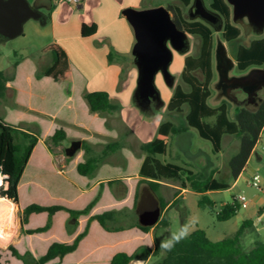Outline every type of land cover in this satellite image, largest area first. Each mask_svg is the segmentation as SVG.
I'll list each match as a JSON object with an SVG mask.
<instances>
[{
  "label": "crops",
  "instance_id": "obj_1",
  "mask_svg": "<svg viewBox=\"0 0 264 264\" xmlns=\"http://www.w3.org/2000/svg\"><path fill=\"white\" fill-rule=\"evenodd\" d=\"M5 1L8 0H0V2ZM42 1L25 0L38 17L27 19L22 24L21 34H23L24 26L30 21L38 23L39 27H45L44 31H36L35 23L28 26V29H33L39 38L48 39L47 44L39 46L42 52L40 59H45L43 49L46 47L55 45L60 48L67 59L71 82L53 81L46 77L37 78L35 75L37 61L31 63L20 59L4 70H0L7 78L6 89L0 102L3 101L2 98L8 90L13 94L12 103H4L0 108V118L19 130L37 137V144L25 166L18 192L28 185L30 188L27 191L28 199L35 197L38 199V194L44 191L45 195L41 193L45 197L43 206L57 205L73 211L85 209L94 200L95 203L87 214L79 215L76 220H71L70 224L73 228H70L71 225L68 226L67 212L54 213L48 230L40 234L45 236V249L40 256L54 242L72 243L75 237L84 231L90 217L112 213L111 218L106 220V226L111 230L103 229L95 220L90 221L87 233L75 251L62 259L56 258L46 264H110L115 254L131 255L140 247L149 248L150 254L146 256L140 254L128 264H153L156 260L152 257L155 247L153 239L155 227L161 224V220L165 221L166 226L159 237L163 235L166 242L170 225L167 214L179 198L183 199L192 190L186 183L181 182L177 185L171 181L174 179L165 178L154 181L158 185L152 186L148 182L151 180L139 174L147 156L140 147L154 139L161 124L171 123L174 127L176 126L170 121L152 117L154 111L153 113L148 111L151 115L150 119H141L128 107L129 97L136 87V82L144 76L145 63L150 60L143 41L136 37L130 18L134 13L142 11L159 9L167 12L169 0H83L78 7L46 0L45 17L40 13ZM167 15L170 20V13L167 12ZM83 26L86 29L94 27L95 32L82 36ZM190 37L194 36L166 32L161 42L164 50L163 59L151 69L152 80H157L162 87L161 91L167 96L166 109L175 88L170 91L166 87L163 83V75L180 77L184 60L190 56L183 39L188 40ZM145 38L149 39V33H146ZM2 41L4 38L0 36V42ZM109 54H111L112 62L108 60ZM175 60L182 65L177 72H172L171 68ZM41 63L45 69V61ZM163 67L164 74L160 72ZM10 69L12 73L8 75ZM94 92L108 94L113 103L122 106L120 114L114 116L91 113L83 95ZM147 93L148 96L156 95L152 89H147ZM167 112L171 118L177 116L185 120L188 111L184 113L181 108L180 112ZM130 118L134 120L129 122ZM178 127L185 130L171 134L166 142V152L155 155L154 159L162 165H177L197 176L201 177L203 173H206L209 177L215 167L211 166L207 155L203 152H195L192 144L188 142L187 134L192 128L183 124ZM57 129L64 132L65 141L71 138L80 141V149L73 158L65 160L52 155L45 149V138L52 136ZM171 137L175 138L176 143L172 154H169L168 146ZM115 142L120 144L119 150L116 152L105 150L108 144ZM258 142L245 168L253 157L257 161L262 159L257 149ZM135 149L140 152L135 153ZM158 156L165 158L168 156V159L160 161L157 159ZM86 157H100L101 160L91 177L81 176L76 171V166L83 163ZM29 165H32V172L24 182L23 178L27 175L26 170ZM53 174L67 182V186H64L65 194L60 192V194H53L46 186H41L37 180L39 176L45 175L43 179L45 178L46 181V178ZM232 187L233 185H229L227 190H231ZM162 193H170L171 196L165 200ZM145 194L149 197L146 204L142 198ZM197 195L200 197V194ZM17 207L22 211L25 206L20 208L17 204ZM150 209L158 210L154 227L147 233L130 227L140 224L141 215L147 214ZM44 220L46 224L48 220L46 213L31 215L25 226L39 222L38 227H41ZM262 221H264V209L259 212L252 225ZM111 224L117 226L112 228Z\"/></svg>",
  "mask_w": 264,
  "mask_h": 264
},
{
  "label": "trees",
  "instance_id": "obj_2",
  "mask_svg": "<svg viewBox=\"0 0 264 264\" xmlns=\"http://www.w3.org/2000/svg\"><path fill=\"white\" fill-rule=\"evenodd\" d=\"M170 1H177L184 7H188L192 3V0ZM209 8L223 18L222 39L225 42H231L239 38L241 31L231 24L230 8L225 0H211ZM166 10L170 13L171 22L178 32L201 39L198 56L185 58L180 75V79L189 87V91L186 92L180 86H176L167 104V111L180 112L183 106H187L186 125L195 129L201 139L211 143L214 154L221 151L223 135H234L238 138V151L228 161L229 175L233 181H236L243 172L261 133H264V98H261L254 110H249L245 106H234L232 120L228 118L227 103H222L217 108H211L207 101L211 95L210 84L214 77L212 30L208 24L202 21L187 20L183 16L181 8L176 5H168ZM94 32V27L86 29L83 26L81 29L82 36L91 35ZM43 52L51 55V63L39 71L36 77H46L65 83L71 82L67 59L62 50L55 45H50L43 49ZM110 55L108 60L112 62ZM235 63L237 70L241 72L253 67H264V38L252 40L248 47L238 46ZM195 71L202 74V81L193 75ZM6 83L7 78L0 71V98L4 94ZM83 99L89 111L98 115H114L119 109V104L113 103L109 95L104 92L85 93ZM208 118H214L213 124L204 122ZM184 130L182 127H174L171 123L161 124L154 139L140 147L147 156L141 165L139 174L141 177L151 180L148 182L152 186H157L158 184L154 181L161 178L181 180V177L184 176L182 182L186 183L193 192L200 194L197 207L213 212L215 204L206 197L205 193L227 190L229 188L227 183L219 182L211 175L207 179L201 180L199 176L189 170L172 164L162 165L154 159L155 155H162L166 152V142L171 134H177ZM50 139L53 144L57 145L65 139V134L61 129H57ZM36 144V136L23 132L0 118V175L3 176V185L6 186L0 191L2 198L18 204V187ZM119 149L120 144L116 142L105 147V150L110 152H116ZM85 154H87L86 150ZM100 161V157H86L83 163L76 166V171L81 176L91 177ZM94 203L95 200L81 211H73L57 205L47 207L30 204L22 209L21 226L27 224L29 216L46 213L48 220L44 226L26 231L27 234H42L48 230L54 213L65 211L71 220H76L79 215L87 214ZM239 208L240 204L235 198H232L230 203L220 205L219 211L215 214L216 220L224 222L231 219ZM111 216L112 213L95 215L90 217L88 223L95 220L103 229L111 230L106 226V220H109ZM88 223L84 231L77 235L72 243H52L42 256L34 260V264H46L56 258L62 259L65 255L75 251L87 233ZM160 223L161 226H166L165 221L161 220ZM154 226H143L137 223L130 227L147 233ZM252 226L251 221H243L235 233L217 242L210 241L204 231L195 229L175 243L170 250L162 249V243L156 236L158 227H155L153 233L155 247L152 257L156 260L153 264H264V242H255L248 250L243 249L241 245L246 230ZM7 250L17 260H21L26 254L21 255L12 246H8ZM140 254L149 255L150 249L140 247L131 255L117 253L111 258L110 264H128Z\"/></svg>",
  "mask_w": 264,
  "mask_h": 264
},
{
  "label": "rangeland",
  "instance_id": "obj_3",
  "mask_svg": "<svg viewBox=\"0 0 264 264\" xmlns=\"http://www.w3.org/2000/svg\"><path fill=\"white\" fill-rule=\"evenodd\" d=\"M205 9L213 12L210 8L211 0H201ZM227 5L230 8V22L233 26L240 29L241 34L239 38L231 42H225L222 39V27L217 30L215 26L208 25L212 30L213 37V70L214 77L210 84L211 95L207 101V104L211 108H217L222 103L228 104V118L232 120V110L235 104L230 103L220 93V89L216 90L217 83V74L215 70V62H214V52L217 48L218 41H220L226 52L227 56L234 62L235 67L229 72L230 76H241L244 75L248 69L244 72L237 70L235 63V55L238 46L248 47L249 43L252 40L262 39L264 38V0H225ZM45 3L46 0L42 1V7L40 9V13L45 17ZM193 3V0H192ZM192 3L188 7H184L181 3L177 1H170L169 5H176L181 8L183 16L187 20H197L201 21L198 17L190 18L188 17L189 11L192 9ZM220 18L221 26H223V18L217 14ZM35 22H27L24 26L23 34L17 36L12 39H4V41L0 42V70H4L8 65L14 64L17 60L30 61L31 63L37 64L36 74L39 71L43 70V64L41 63L43 60L45 61V68L49 65V61L51 60V55L49 53H45L43 56L45 59H40L41 50L39 49L40 45L47 44L48 39L39 38L33 29H28V26ZM36 31H44L45 27H39L38 23L36 24ZM191 38V39H190ZM188 40L185 38V45L188 48L189 55L192 57H197L199 54L201 39L197 36L190 37ZM184 44V43H183ZM182 63L178 61H174L172 64L171 71L177 72L181 67ZM40 66V67H38ZM253 68H264V67H253ZM160 72L164 74V67L161 68ZM12 69L8 72V75H11ZM193 75L200 81L203 80V76L199 71L193 72ZM40 78V77H39ZM163 83L168 87L171 91L175 86L179 85L184 91H189V87L185 85L180 77L176 75L175 77H169L168 75H163ZM147 89H152L156 95L148 96ZM162 87L159 85L157 80H152L150 82V87H148L145 82L141 79L136 82V87L134 88L131 96L129 97L128 107L141 119L148 120L150 119V113L148 111H153L154 115L152 117H159L163 121H170L176 127L186 125V121L182 117H173L167 112L165 100L167 96L164 92L161 91ZM223 92V91H222ZM237 99L241 100L244 98V94L241 91L232 92ZM259 98H264V91H259ZM3 101L0 102V108H2L3 104H10L13 101V94L11 91H7L6 95L2 98ZM249 110H254V106L247 105L246 107ZM122 106L119 105V109L114 116L119 115ZM149 109V110H148ZM151 109V110H150ZM184 113L188 111L187 106L182 107ZM174 118V119H173ZM133 118H130L129 122L133 121ZM153 120V118L151 119ZM206 124H213L214 118H208L204 120ZM107 123H105V127ZM109 126V124H108ZM188 142L192 144L193 150L196 152H203L205 155L209 157L211 162V166L215 167L211 176L219 182L227 183L228 185H233L231 190H222L215 191L205 194L206 197L215 204L214 211L210 212L207 209H200L197 207V201L199 196L195 194V192L190 191L185 197L179 198L175 205L171 208V210L167 214V219L169 220V228L167 234L169 237L166 238V241L171 237L173 233H178L183 229H187V234H190L195 229H200L205 232L207 238L212 242H217L222 240L223 238L231 236L235 231L239 228L243 221H251L252 224L256 221V216L264 209V133L261 135V139L258 142L257 149L258 152L261 153L262 159L257 161L254 157L251 159V162L247 165L244 171L239 175L237 180L234 182L233 179L229 175L228 170V161L232 156H234L239 148L238 138L234 135H223L221 140L222 151L220 154H214L212 152V146L209 141L201 139L195 129H190L188 132ZM51 137V136H50ZM50 137H46L44 140L45 149H47L52 155L59 156L63 159L73 158L78 151L70 158L66 157L65 149L70 146L71 142L77 141V139H69L60 142L55 145L51 141ZM175 138L171 137L168 146V153L172 154L175 145ZM60 146V147H59ZM138 149H135V153H138ZM206 158V157H205ZM158 160L163 161L167 160L168 156L165 158L164 156H158ZM173 162V161H169ZM33 165V164H32ZM32 165H29L26 170L25 177L23 178L24 182L27 179V176L32 172ZM202 172V171H201ZM257 175L260 180V188L261 191L256 190L252 186L248 184L253 176ZM41 177V178H40ZM44 176L38 177V182L42 186H46L51 193L55 194H65L64 186H67V182L62 180L56 174L49 175L43 179ZM200 177V176H199ZM208 175L203 173V176L200 177L201 180L207 179ZM183 176L181 180L174 179L171 180L177 185H180L183 181ZM0 191L1 189H5V185H3V178L0 176ZM46 182V185H45ZM25 186V184H24ZM28 185L26 188H23L19 192L18 196V205L20 208H23L26 205L36 203L40 205H45V195L44 191H41L43 194H38V199L35 197L34 199H28L27 195L29 191ZM59 190V191H58ZM39 192V191H38ZM60 192V193H59ZM164 199H169L170 193H162ZM244 197L245 202L240 204V208L237 211L236 215L231 219L219 222L216 220L215 214L219 211L220 205L230 203L232 198ZM143 201L148 203L149 197L145 194L142 196ZM0 199H4L0 196ZM15 208V233L13 239L7 243L4 248H0V262L1 264H34V260L38 259L42 252L45 249V236H41L40 234H27V230H33L38 228V223H32L30 226H21L22 219V211L17 207V204L10 201ZM150 209L149 211H152ZM181 214V215H180ZM68 226H70L71 219L68 220ZM18 225V226H17ZM45 225V220L42 222L41 227ZM116 224H111L110 227H116ZM70 228H73L71 225ZM164 226L161 224L158 226L156 236L158 241L164 242L165 238L159 237L160 233L163 232ZM17 229V231H16ZM17 235V236H16ZM255 242H264V221L256 223V225L247 229L244 237L242 239L241 245L245 250L250 249ZM8 246L14 247L16 250L20 252L21 255L25 254L21 260L15 259L11 253L7 250Z\"/></svg>",
  "mask_w": 264,
  "mask_h": 264
},
{
  "label": "water",
  "instance_id": "obj_4",
  "mask_svg": "<svg viewBox=\"0 0 264 264\" xmlns=\"http://www.w3.org/2000/svg\"><path fill=\"white\" fill-rule=\"evenodd\" d=\"M194 11L191 18L198 17L208 25L215 26L219 30L221 26L220 18L217 14L205 9L201 0H194ZM169 13V12H168ZM38 16L33 12L25 0H8L0 2V36L4 39H12L21 34L22 24L29 18L36 19ZM130 22L133 24L136 37L143 41L147 57L150 60L145 63V74L141 78L145 84L150 87L152 77L150 75L152 67L158 63L164 56L162 47L163 36L166 32H178L168 19L167 12L159 9L142 11L134 13ZM149 33V39L145 38ZM142 46V44H140ZM148 48V49H147ZM215 70L217 74L216 90L222 88L224 97L227 101L236 106L252 105L256 107L261 101L258 97L259 91H264V68H252L241 76H230L229 72L235 67L234 62L227 56L223 44L218 41L217 48L214 52ZM140 79V80H141ZM233 90L241 91L246 98L239 101L231 92ZM80 141L71 142L70 146L65 149L66 157H72L79 149ZM158 218V210L153 209L147 214H142L140 224L143 226H152Z\"/></svg>",
  "mask_w": 264,
  "mask_h": 264
},
{
  "label": "bare ground",
  "instance_id": "obj_5",
  "mask_svg": "<svg viewBox=\"0 0 264 264\" xmlns=\"http://www.w3.org/2000/svg\"><path fill=\"white\" fill-rule=\"evenodd\" d=\"M16 222L15 208L13 204H11L9 200L0 199V246L5 245L12 240L15 233Z\"/></svg>",
  "mask_w": 264,
  "mask_h": 264
},
{
  "label": "built area",
  "instance_id": "obj_6",
  "mask_svg": "<svg viewBox=\"0 0 264 264\" xmlns=\"http://www.w3.org/2000/svg\"><path fill=\"white\" fill-rule=\"evenodd\" d=\"M52 1L54 3H57V4H67V5H71L73 7H78L83 2V0H52ZM1 177L3 178V176H1ZM248 184L250 186H252L253 188H255L256 190L261 191L260 180H259V177L257 175L253 176L251 178V180L248 182ZM236 201L239 204L243 205V203L245 202V198L241 196V197L236 198Z\"/></svg>",
  "mask_w": 264,
  "mask_h": 264
},
{
  "label": "clouds",
  "instance_id": "obj_7",
  "mask_svg": "<svg viewBox=\"0 0 264 264\" xmlns=\"http://www.w3.org/2000/svg\"><path fill=\"white\" fill-rule=\"evenodd\" d=\"M187 234V229H183L178 233H173L171 237L166 241L162 242V249L170 250L175 243H178Z\"/></svg>",
  "mask_w": 264,
  "mask_h": 264
},
{
  "label": "flooded vegetation",
  "instance_id": "obj_8",
  "mask_svg": "<svg viewBox=\"0 0 264 264\" xmlns=\"http://www.w3.org/2000/svg\"><path fill=\"white\" fill-rule=\"evenodd\" d=\"M193 3H194V0H193ZM193 3H192V9L189 11V13H188V17H190V15L193 13V11H194V7H193ZM216 14V13H215ZM191 18V17H190ZM196 18V17H195ZM203 22V21H202ZM236 91H239V90H233L232 92H236ZM231 92V93H232ZM220 93L221 94H223V92H222V88H220ZM246 98V96H244V98L243 99H241V100H244ZM239 100V99H238ZM241 100H239V101H241Z\"/></svg>",
  "mask_w": 264,
  "mask_h": 264
}]
</instances>
